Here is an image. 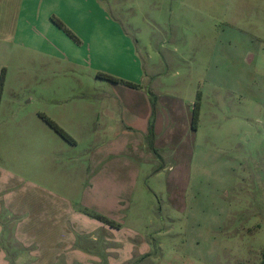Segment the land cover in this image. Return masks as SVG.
<instances>
[{
  "label": "rangeland",
  "instance_id": "374dc122",
  "mask_svg": "<svg viewBox=\"0 0 264 264\" xmlns=\"http://www.w3.org/2000/svg\"><path fill=\"white\" fill-rule=\"evenodd\" d=\"M99 1L122 31L112 26L103 38L96 32L85 44L77 34L80 43L67 37L71 45H83L85 49L77 53V67L64 59L48 57L45 70H34L25 64L22 50H0V81L2 76L4 80L0 100V164L11 162L10 167L17 166L23 172L26 167V182L21 179L12 189L8 188L6 178L0 182L1 221L8 228H16L24 220L10 216L3 206L7 200L15 205L23 197L32 206L36 201L34 184L38 183L48 193L43 200L45 206H55L50 202L58 199L51 198L49 193H56L71 201L82 214L104 222L86 197L93 186L89 178L93 172L91 147L109 136L102 129L97 134H81L72 126L71 134L66 132L75 140L71 144L46 119L55 122L61 107L77 106L80 113H94L93 121L98 127L113 122L102 110L107 90L101 86L107 81L98 74L127 81L121 76L134 70L131 61L126 64L130 57L127 50H134L144 63L148 86L153 83L158 95L194 104L197 93L202 95L198 128L189 140L194 153L182 154L185 160L190 159L193 174L188 184L176 177V181L167 184L170 164L161 178L152 181L147 175L155 168L146 167L144 175L149 173L132 204L134 209L143 206L145 221L147 213L151 218L157 214L155 225L139 228L143 236L151 237L150 256L115 262L108 255L111 248L106 247L98 232L100 241L76 238L72 249L84 251L87 256L80 253L73 264H261L264 0ZM51 66L59 72L49 70ZM93 88H100V98L87 96L93 93L87 90ZM80 97L93 101L78 103ZM113 109L118 122L119 108ZM187 187L184 201L182 194ZM173 199L176 211L170 207ZM125 202L128 205L129 198ZM141 202L144 204L139 206ZM77 225L84 226L82 222ZM77 229H70L75 237ZM4 232L3 235L8 234ZM39 233L31 232V239H37ZM34 244L23 251L13 250L27 255L31 261L36 254L49 255L45 254V246ZM63 244L59 250L63 254L61 264H72L66 261L73 250L65 240Z\"/></svg>",
  "mask_w": 264,
  "mask_h": 264
},
{
  "label": "crops",
  "instance_id": "0c3cea01",
  "mask_svg": "<svg viewBox=\"0 0 264 264\" xmlns=\"http://www.w3.org/2000/svg\"><path fill=\"white\" fill-rule=\"evenodd\" d=\"M53 17L60 19L82 39L84 44L91 40L96 32L103 38L112 26L122 31L115 23L117 21H112L106 14L99 0H0V50L11 52L22 50L25 64L31 65L34 70L36 67L45 70L44 61L48 57L55 60L64 59L71 66L77 67V53L85 49L83 45L75 43L71 45L70 40H67L68 35L53 22ZM127 51L130 57L126 64H130L131 61L134 70L126 71L121 78L139 87L132 88L110 81L101 86L107 90L104 92L107 102L102 104V110L108 117L113 118V122L98 127L93 121L95 114L80 113L77 106L61 107V115L55 119V122L70 134V128L74 126L81 134H97L96 131L102 129L103 134L109 136L100 145L91 147L90 166L93 172L89 173V178L92 179L93 186L86 199L93 210L110 223L87 217L78 211L71 201L56 193H49L51 198L58 199L57 202H50L55 206H45L43 200L48 194L47 190L38 183L34 184L35 204L29 206V199L23 197L22 200L16 201L15 205L7 200L3 207L10 216L31 221L27 224L28 222L25 223L23 220L12 229V237L22 249L32 247L38 242L40 246L46 247L45 254L49 255L36 254L31 261V258L27 259V255L22 253L12 259L0 243V264H29L30 261V264H61L60 258L63 254H59V250L64 240L68 248L73 250L76 238L89 237L93 242L100 241L101 236L98 232H101L106 247L111 248L108 255L115 262L126 263L151 255L149 249L151 237L143 236L139 228L155 225L158 222L157 214L154 213L151 218L147 213L148 220H143V206L140 205L144 203L141 202L140 207L134 209L132 201L136 199L141 189L144 176L149 173L144 175L145 170H148L146 167L155 168L151 175H147L151 181L161 178L167 170V164H170L171 174L167 184L170 180L176 181L177 178L186 184L190 182L193 174L191 161L190 159L186 161L182 154L184 151L188 154L194 153L195 150L193 143L189 142L197 131L193 128L192 122L194 102H183L167 95H158L159 93L153 90V83L150 87L147 84L144 63L138 58V53L134 50ZM99 69L101 70V67ZM49 70L56 71L54 66ZM99 89H88V92L93 93L87 96L91 99L100 98ZM78 99H80L78 103L93 101L84 100L82 97ZM113 108H119L118 122L115 120ZM79 119L84 121L80 123ZM151 133L154 134V145L159 156L148 146L147 139ZM161 163L163 167L159 169ZM10 165L11 162L0 164V182L6 178L8 188L12 189L25 178L26 167L22 166L23 172L21 168ZM27 183L32 185L31 181ZM188 188L182 194L184 201ZM127 198L128 205L125 202ZM142 198L144 200V196ZM174 199L170 200V207L176 211ZM177 199L179 200L180 196ZM57 203L60 206H56ZM1 212L0 210V216ZM161 212L163 213V207ZM79 222L84 226L77 225ZM3 224L0 219V242L4 236ZM75 226L79 228L76 237L70 230ZM33 231H40L37 239H31L34 236L31 235ZM80 253L86 255L81 250L70 252L66 263L76 262L75 259L81 256Z\"/></svg>",
  "mask_w": 264,
  "mask_h": 264
},
{
  "label": "trees",
  "instance_id": "16d2710c",
  "mask_svg": "<svg viewBox=\"0 0 264 264\" xmlns=\"http://www.w3.org/2000/svg\"><path fill=\"white\" fill-rule=\"evenodd\" d=\"M53 22L60 28L62 29L70 39H72L74 42L76 43H80L79 38L75 35V33L73 31H71L60 19H58L57 17H53L52 18ZM98 77L101 79H104L106 81H110L111 83H121L123 85H126L128 87H132V88H138L139 86L130 82H127L125 80H121L118 78H115L111 75H107V74H102L99 73ZM3 76L1 78L0 81V100H1V91H2V87H3ZM201 99H202V95L200 92L197 93V99L196 102L194 104L193 107V128L197 129L198 127V121H199V116H200V111H201ZM47 123L49 124V126L56 132L58 133L65 141H67L68 143L71 144H75V140L69 135L67 134L59 125H57L55 122H53L50 119H46ZM154 134L151 133V135L148 137V146L150 148V150L157 156H159L160 154L158 153L157 149L155 148L154 145ZM99 219L103 220L106 223H110L108 220H105V218H101L98 217ZM4 230L5 232L8 231V234H6L3 236L1 243H2V247L4 249V251L6 252V254L10 257V258H14V256H16L18 253H15L16 250H13L14 248L19 249V251H23L22 247L20 246V244L13 239L12 237V229L13 227L8 228V226H5L3 224ZM261 264H264V251L262 252V260H261Z\"/></svg>",
  "mask_w": 264,
  "mask_h": 264
}]
</instances>
